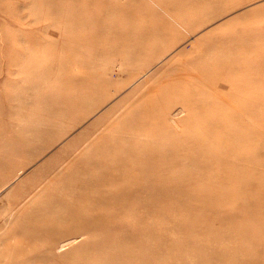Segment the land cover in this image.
I'll return each instance as SVG.
<instances>
[{"label": "rangeland", "instance_id": "rangeland-1", "mask_svg": "<svg viewBox=\"0 0 264 264\" xmlns=\"http://www.w3.org/2000/svg\"><path fill=\"white\" fill-rule=\"evenodd\" d=\"M240 43L248 48L237 51L234 45ZM226 58H239L240 65L220 66ZM88 87L97 89L82 97L74 113L55 119L39 138L32 136L42 131L43 110L59 90ZM159 94L165 99L152 108L161 113L155 135L162 149L183 136L188 123L200 131L211 117L200 112L207 102L264 106V0H0V159L10 161L0 170V264H22L28 258L36 264L42 251L41 240L25 239L17 224L29 209L40 210L54 186L44 188L52 175L8 213L19 186L40 177L42 166L51 161L62 162L55 172L72 170L71 161L112 132L105 130L108 125ZM192 114L195 120L187 123ZM243 117L264 145V116L261 121ZM84 132L87 138L76 142ZM66 147L73 150L61 161ZM183 147H174L178 161ZM165 189L169 194L155 195L152 204V196L129 189L122 211L101 209L113 214L102 229L53 250L50 261L41 264L102 262L108 245L134 260L118 264H224L229 261L222 256L237 243L249 259L263 255L255 263L264 264V221L258 222L264 213L251 215L242 199L209 195L205 183L195 179H177ZM140 208L142 220L135 215ZM230 225L232 231L242 228L235 242L223 233Z\"/></svg>", "mask_w": 264, "mask_h": 264}, {"label": "bare ground", "instance_id": "bare-ground-1", "mask_svg": "<svg viewBox=\"0 0 264 264\" xmlns=\"http://www.w3.org/2000/svg\"><path fill=\"white\" fill-rule=\"evenodd\" d=\"M234 47H237V51L248 48L244 43L234 45ZM233 54H229V57H232ZM218 64L226 66L230 70L234 66L238 67L240 60L239 58L232 60L229 58ZM209 65L211 64L204 67ZM79 89L59 90L60 92L56 93L54 99H50L51 104L43 110L45 118L42 131H33L32 136L37 138L42 136L55 119H64L81 103L82 97L88 96L90 92L92 94L97 88ZM163 97L160 94L156 98L155 96L150 97L146 103L135 108L131 114L121 117L122 120L119 123L105 126V130L112 129V132L105 136L95 149L87 152V155L84 154L80 159L71 161L70 165H75L72 170L65 171L66 168H63L55 172L62 162L58 161L55 164V161L50 160L51 162L42 166L44 170L40 177L25 181L19 186L14 198L8 203L10 204L7 209L8 213L19 204L20 200L24 201L30 198L33 193L35 194L43 181L52 175L49 184L44 188L48 190V185L54 184V186L50 187L48 198L45 197L47 199L41 201L40 210L31 208L33 211L29 209L28 217L22 220L18 217V221L20 218L21 222L16 221L18 229H20L18 234L25 239L41 240L42 251L37 255L35 262L46 263L52 258L53 250H61L74 242L78 236L93 235V232L102 229L103 225L107 223L106 220L113 214H103L101 209L116 206L122 211L129 202L127 199L131 190L132 192L140 190L146 196H152V204L156 198L155 195L160 197L164 195L163 197H165L169 194V191L165 189L167 183H174L177 179L185 180V177L205 183L207 190L210 191L209 195L224 197L230 201L245 200L246 207L249 209L247 211L250 214L260 216L261 213H264V206L261 205L264 203L262 201L264 200V145L263 142L257 141V137L261 138L262 135L255 133L253 128L246 123V117H243V115L256 116L261 121L264 116V106L260 103L245 102L241 104L240 108H237L225 100L224 102L219 100L207 102L200 112L210 114L211 117L206 122H201L203 124L200 125V131L194 132L193 123H188L195 120V115L192 114V118H187L186 121L189 127H184L187 132L178 137L171 145L162 149L159 145V137L155 135V120L161 113L152 106L159 103ZM181 102H186V100ZM236 103L238 102L233 101L232 104ZM165 129L169 130L167 127ZM170 133H172L171 130ZM85 138H87V133L84 132L76 142ZM175 145L184 146L181 149L182 161H178L177 154H174ZM27 148L29 146L24 150L26 153L29 151ZM66 148L59 153V155L63 154L61 161L65 160L73 150ZM5 160L0 159V170L4 169L5 164L10 163ZM257 200H259L258 204ZM36 203L39 206V203ZM151 204L147 207L149 208ZM17 208L20 209L19 206ZM141 209H139V213L135 212L136 216L141 214ZM8 213H5V216H8ZM224 219L229 222L232 217ZM259 219L258 222L264 221L262 217ZM139 220H142V216H139ZM12 223H14L13 219ZM231 226L227 227L229 230H223V233L227 235L226 237H232L229 240L235 242V232H240L242 228L238 226L232 231L230 230ZM65 234L68 236L63 239ZM123 236L121 235V237ZM59 239L63 240L56 243V240ZM85 246L87 247V245ZM85 246L82 249L84 248L83 251L87 252ZM117 248V245L105 246L103 251L108 250L107 258L102 262L97 260L88 262L90 264H118V261H122V263L134 261L130 255H127V252L124 254ZM249 254L245 247L237 243L236 248L228 255L224 254L222 259L228 258L229 262L224 264H257L255 262L263 261V255L257 254L256 257L251 256L249 259ZM134 256L136 257L135 254ZM26 259L24 260L26 261ZM22 264H31V260L28 258V261Z\"/></svg>", "mask_w": 264, "mask_h": 264}]
</instances>
